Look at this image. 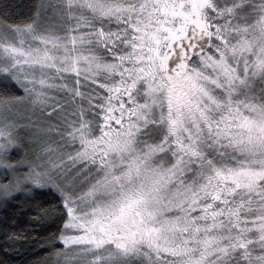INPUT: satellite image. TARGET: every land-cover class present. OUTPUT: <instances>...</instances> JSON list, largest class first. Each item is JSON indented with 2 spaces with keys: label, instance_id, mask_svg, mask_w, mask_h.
I'll return each instance as SVG.
<instances>
[{
  "label": "snow or ice",
  "instance_id": "1",
  "mask_svg": "<svg viewBox=\"0 0 264 264\" xmlns=\"http://www.w3.org/2000/svg\"><path fill=\"white\" fill-rule=\"evenodd\" d=\"M0 213L36 264H264V0H0Z\"/></svg>",
  "mask_w": 264,
  "mask_h": 264
},
{
  "label": "trees",
  "instance_id": "2",
  "mask_svg": "<svg viewBox=\"0 0 264 264\" xmlns=\"http://www.w3.org/2000/svg\"><path fill=\"white\" fill-rule=\"evenodd\" d=\"M32 2L33 0H17V3L21 5H27ZM24 10L26 11V9ZM39 199L42 202H46L50 197L47 194H41ZM0 215H2V213H0ZM21 221L19 229L30 232L36 239L47 237L50 233L56 231V225L52 224L50 221L43 226L33 224L29 222V217L27 215L22 216ZM42 255L43 252L38 250L34 242H23L5 251L3 237L0 236V261H4L5 264H36Z\"/></svg>",
  "mask_w": 264,
  "mask_h": 264
}]
</instances>
